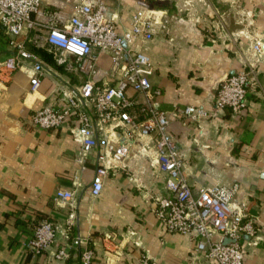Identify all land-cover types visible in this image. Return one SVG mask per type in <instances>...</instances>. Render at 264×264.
Segmentation results:
<instances>
[{"label":"crops","instance_id":"0c3cea01","mask_svg":"<svg viewBox=\"0 0 264 264\" xmlns=\"http://www.w3.org/2000/svg\"><path fill=\"white\" fill-rule=\"evenodd\" d=\"M104 15L112 17L117 32L128 25L136 9L132 0H101ZM168 19V31L136 42L153 66L149 80L160 89L153 102L170 114L185 105L212 111L213 96L224 78L246 68L249 42L255 33L264 51V0H147ZM75 0H39L40 10L68 15ZM236 10L247 16L236 20ZM227 15V23L220 15ZM36 27L25 36L42 34ZM26 46L42 61L45 72L35 91L29 90V64L0 75V264H79L77 251L65 259L52 257L60 238L39 254L26 252L33 226L42 219L63 224L68 208L54 200L56 190L72 192L71 234L92 250L89 264H135L146 254L153 264H214L193 253L195 238L166 232L153 213L156 196L166 197L162 173L155 162L130 154L103 179L99 194L87 188L93 176L94 147L85 154L65 126L42 129L30 125L33 111L62 106L58 82L77 86L82 78L67 72L43 48ZM11 49L0 30V60ZM96 66H109L100 53ZM128 94H132L128 90ZM137 102L142 101L139 96ZM167 129L182 158V169L193 190L236 183L235 200L245 205L255 236L243 242L244 264H264V52L256 84L246 86V106L237 114L229 108L210 118ZM112 141L122 142L117 128H106ZM100 135V133H98Z\"/></svg>","mask_w":264,"mask_h":264},{"label":"built area","instance_id":"2783aa9c","mask_svg":"<svg viewBox=\"0 0 264 264\" xmlns=\"http://www.w3.org/2000/svg\"><path fill=\"white\" fill-rule=\"evenodd\" d=\"M132 1L136 9L129 25L119 33L113 18L104 15L101 0H75L68 15L60 10H40L39 0H0V30L11 49L0 60V75L7 76L28 63L29 90L33 92L45 68L26 43L49 52L55 64L63 65L67 72L82 80L77 86L68 81L58 82L56 91L64 104L44 105L32 112L28 122L42 129L65 126L84 154L98 148L88 196L99 194L110 169L134 149L155 162L162 173V185L168 196H156L153 213L164 230L195 238L193 253H202L214 264H244L243 242L251 240L257 229L252 218L246 216L245 205L234 198L237 184H213L193 190L167 126L173 120L185 124L210 118L225 107L232 114L243 110L246 86L256 84L264 52L262 42L255 33L251 34L246 68L227 75L220 83L213 96L212 111L185 105L166 114L153 102L160 89L149 80L152 63L135 43L166 33L168 19L147 0ZM235 15L241 22L247 13L236 10ZM220 20L227 23V15H220ZM36 27L44 32L25 36ZM100 53L109 58L106 69L96 66ZM139 96L142 101L137 102ZM106 128H117L123 141L110 140ZM54 200L69 207L63 224L50 219L37 222L25 243L26 252L39 254L61 238L62 245L51 252L52 257L65 259L69 250H74L79 254V264H89L92 250L79 236L70 233L74 220L72 192L56 190ZM137 264L153 263L144 254Z\"/></svg>","mask_w":264,"mask_h":264},{"label":"rangeland","instance_id":"374dc122","mask_svg":"<svg viewBox=\"0 0 264 264\" xmlns=\"http://www.w3.org/2000/svg\"><path fill=\"white\" fill-rule=\"evenodd\" d=\"M59 67L63 68V65H60ZM87 248H89V247H87ZM89 249H90V248H89ZM143 255H144V254H143ZM139 258H140V257L137 258L135 264H137Z\"/></svg>","mask_w":264,"mask_h":264}]
</instances>
